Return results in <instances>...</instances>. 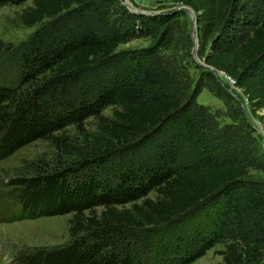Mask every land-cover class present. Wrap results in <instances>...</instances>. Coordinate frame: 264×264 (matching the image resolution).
<instances>
[{
  "label": "trees",
  "instance_id": "obj_1",
  "mask_svg": "<svg viewBox=\"0 0 264 264\" xmlns=\"http://www.w3.org/2000/svg\"><path fill=\"white\" fill-rule=\"evenodd\" d=\"M26 2L22 22L36 30L0 46V162L37 141L56 155L5 179L0 220L72 215L69 243L16 263L191 264L221 245V264H264V179L251 174L264 173V152L239 108L221 126L196 102L202 90L232 101L213 68L252 114L264 112V0H176L196 17L206 65L192 63L196 79L184 10L133 14L121 0L0 7ZM138 39L151 44L118 50ZM89 119L109 138L81 155L64 133Z\"/></svg>",
  "mask_w": 264,
  "mask_h": 264
},
{
  "label": "rangeland",
  "instance_id": "obj_2",
  "mask_svg": "<svg viewBox=\"0 0 264 264\" xmlns=\"http://www.w3.org/2000/svg\"><path fill=\"white\" fill-rule=\"evenodd\" d=\"M123 1L129 8L149 14L169 12L181 6L176 0ZM30 5V2H26L17 6L5 5L0 7V46L25 41L36 30L37 26L27 27L22 22V12ZM189 31L192 33V21ZM150 44V39H138L119 46L118 50L140 49ZM188 61L191 65L189 69L190 77L196 79L198 71L193 68V64H195L194 61L197 64L201 63L197 49L192 53L191 47L188 52ZM216 74L222 84L225 85L227 94L232 101L225 105L222 100L216 98L208 91L202 90L196 98V102L206 107L221 126L231 124L233 120L229 117L232 113L230 109L239 108L246 122L255 131L254 134L258 139L261 151L264 152V119H261L264 112L258 111L255 115L252 114L248 101L242 92L235 88L226 76L221 73ZM110 114V109L103 113L105 116H110ZM64 135L69 137V141L75 145L81 155L90 153L95 148L96 144L94 141L104 142L109 138L108 134L93 119H89L82 130H77L73 127L67 128ZM55 155L56 151L49 142L37 141L20 149L9 159L0 162V192L6 189L3 183L6 178L23 174L24 167H31L32 164L34 165L39 160H44L48 163L52 162L55 159ZM78 157V155L71 157L62 156L61 160L63 162L76 161ZM251 174L253 177L264 179V173L258 170L251 171ZM9 190L10 188L7 187V191ZM71 215L72 213H66L26 220H0V264H18L16 263L17 259L23 252L51 249L69 243L71 238L68 232V224ZM222 248L221 245H216L191 264H221L222 256L216 250Z\"/></svg>",
  "mask_w": 264,
  "mask_h": 264
},
{
  "label": "water",
  "instance_id": "obj_3",
  "mask_svg": "<svg viewBox=\"0 0 264 264\" xmlns=\"http://www.w3.org/2000/svg\"><path fill=\"white\" fill-rule=\"evenodd\" d=\"M121 4L123 6H125L126 9H128L133 14L152 15V14H149V13H143V12H139V11H136V10H133V9L129 8L126 5L125 1H123V0H121ZM176 10H184L188 14V16L190 17V19L192 21V33H191L192 34V42H193L192 43V53H194L195 50L198 47V42H197V22H196V17L194 15V12H193L192 9H190L189 7H186V6H180V7L176 8ZM200 65L203 66V67H206V65L204 63H200ZM210 69L216 75L217 72L213 68H210Z\"/></svg>",
  "mask_w": 264,
  "mask_h": 264
}]
</instances>
